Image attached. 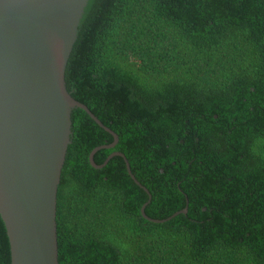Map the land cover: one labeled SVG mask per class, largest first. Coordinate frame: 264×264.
<instances>
[{"label":"trees","instance_id":"16d2710c","mask_svg":"<svg viewBox=\"0 0 264 264\" xmlns=\"http://www.w3.org/2000/svg\"><path fill=\"white\" fill-rule=\"evenodd\" d=\"M80 18L66 88L118 135L94 161L121 151L139 183L122 156L90 164L114 137L74 108L59 264H264V0H88ZM146 202L188 210L156 222Z\"/></svg>","mask_w":264,"mask_h":264},{"label":"water","instance_id":"95a60500","mask_svg":"<svg viewBox=\"0 0 264 264\" xmlns=\"http://www.w3.org/2000/svg\"><path fill=\"white\" fill-rule=\"evenodd\" d=\"M88 0H0V215L10 244L11 264H59L57 193L68 146L71 113L83 109L118 143V135L68 92L65 69ZM150 200V198H149ZM149 200L147 202H149ZM161 222L186 213L188 204Z\"/></svg>","mask_w":264,"mask_h":264}]
</instances>
